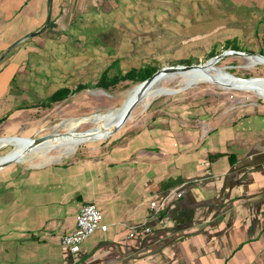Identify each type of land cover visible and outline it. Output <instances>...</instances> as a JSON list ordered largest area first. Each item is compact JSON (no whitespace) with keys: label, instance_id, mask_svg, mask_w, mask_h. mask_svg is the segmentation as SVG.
Here are the masks:
<instances>
[{"label":"crops","instance_id":"1","mask_svg":"<svg viewBox=\"0 0 264 264\" xmlns=\"http://www.w3.org/2000/svg\"><path fill=\"white\" fill-rule=\"evenodd\" d=\"M76 2L0 0V57L49 15L46 33L69 21ZM41 35L0 64V137L25 130L32 109L12 85ZM166 105L74 162L1 169L0 264H264V103L219 125ZM88 204L109 230L72 254L61 240ZM138 225L151 231L130 237Z\"/></svg>","mask_w":264,"mask_h":264},{"label":"rangeland","instance_id":"2","mask_svg":"<svg viewBox=\"0 0 264 264\" xmlns=\"http://www.w3.org/2000/svg\"><path fill=\"white\" fill-rule=\"evenodd\" d=\"M85 2H76L79 7L69 21L65 17L60 20L59 28L52 30L51 26L50 32L39 36L43 39L39 51L30 54L25 74L12 85L21 95L26 93L24 105L28 111L32 109L27 112L30 117L24 131L0 137L3 138L0 145L69 133L74 123L84 118L122 108L136 87L134 83L140 79L116 82L114 87L105 91L97 87L105 72L112 81L131 70L138 73V70L149 69L153 72L179 65L206 64L212 59L210 53L219 56L235 49L264 56V0ZM246 58L230 55L213 66L224 70L231 79L264 78V64L251 67ZM135 76L138 78L137 74ZM178 82L168 81L163 86L180 89ZM80 86L85 88L74 92L65 101L52 107L43 106L56 91L63 88L75 91ZM164 101L176 108L199 109L203 124L212 121L217 125L229 121L233 112L238 114L242 108L264 103V99L253 92L224 90L215 84L199 83L183 92L158 97L147 109L141 102L126 125L107 140L85 142L72 155L62 158H58V153L48 151L51 152L49 157L53 158L48 161L39 158L42 154L34 158L27 155L26 161L4 169L74 162L119 137L130 127L145 122L152 106L161 109L160 106L164 105L166 108ZM93 128L91 122L80 123L74 132H88ZM13 151L11 146L0 149V158Z\"/></svg>","mask_w":264,"mask_h":264},{"label":"bare ground","instance_id":"3","mask_svg":"<svg viewBox=\"0 0 264 264\" xmlns=\"http://www.w3.org/2000/svg\"><path fill=\"white\" fill-rule=\"evenodd\" d=\"M250 62V66H256L259 64H264V59L260 57H247L246 58ZM159 80L155 82L146 92L145 97L142 101L144 104L145 109H147L152 101L158 97L163 95L171 96L180 92H183L199 83H208V84H215L219 88L224 90H234V89H241V91L245 92H253L257 94L259 97L264 99V81H249V82H242L241 80L231 79L227 77L224 70L216 69L215 65L213 64H202V68H197L195 70L187 71V72H178V73H168L163 74L158 78ZM168 81H179L178 83L181 84L180 89H169L163 86V83ZM134 91H132L126 102H129L133 97ZM127 95V94H126ZM125 98V97H124ZM124 106L120 109L109 111L107 113L101 114L96 117L91 118H84L80 122L74 123L73 130L69 133H75V128L78 127L80 123L91 122L94 124V128L92 129V133H101L104 130L112 128L116 125L119 120L121 119L122 112ZM65 133V132H64ZM83 138L77 136H68V137H56L52 140L46 141L35 148H33L29 153L25 154V150L28 148V142L25 141L24 143H20L18 141H12L10 143H2L0 145V149L11 146L14 148L13 152H10L5 157L0 158V164L11 160L13 158L20 159V162H24L27 160V155L31 157H37L39 154V158H43L45 161L51 160L53 158L49 157L51 152H56L60 156L58 158H62L64 156L72 155L77 148L84 144ZM51 151V152H48ZM50 158V159H49ZM35 163V162H34ZM36 166V165H34ZM39 166V165H38ZM1 170V169H0Z\"/></svg>","mask_w":264,"mask_h":264},{"label":"water","instance_id":"4","mask_svg":"<svg viewBox=\"0 0 264 264\" xmlns=\"http://www.w3.org/2000/svg\"><path fill=\"white\" fill-rule=\"evenodd\" d=\"M48 5L51 6V0H48ZM51 22V16L49 15L48 17V21L46 23V25L39 31L36 33H32L30 35H27L23 38H21L20 40H18L16 43H14L6 53H4L1 57H0V64L4 61V59L11 54L21 43H23L24 41L33 38L37 35L43 34L49 27ZM230 55H238V56H245V57H260L262 59H264L263 55L260 54H251V53H243L240 51H227L219 56H216L212 59H210L206 64H215L218 63L219 61L223 60L225 57L230 56ZM197 68H202V65H190V66H184V65H179V66H175V67H170V68H164L162 70L157 71L154 75H152L150 78H148L147 80H145L144 82H142L141 84L137 85L133 91V97L132 99L127 102L124 103V109L122 112V116L121 119L119 120V122L114 125L112 128H109L107 130L102 131L101 133H92L90 131L88 132H83V133H64V134H51V135H47L44 137H40L38 139H33V138H29L26 139V141L28 142V148L25 150V154L29 153V151H31L33 148H35L36 146L52 140L56 137H68V136H77V137H81L84 139V141L87 142H96V141H104L109 139L111 136H113L115 133H117L118 131H120L125 125L126 123L129 121V119L132 117L133 112L136 110V108L138 107V105L143 101L146 92L148 91V89L155 83L157 82L160 76H162L163 74H168V73H180V72H187V71H191V70H195ZM235 79L241 80L242 82H249L252 80H264V78H248V79H241L238 77H235ZM122 106V107H123ZM12 138H18L20 140H25L23 138L20 137H12ZM3 138H0V141ZM20 159H16L13 158L11 160H7L3 163L0 164V169H4L6 167H9L13 164L19 163Z\"/></svg>","mask_w":264,"mask_h":264},{"label":"built area","instance_id":"5","mask_svg":"<svg viewBox=\"0 0 264 264\" xmlns=\"http://www.w3.org/2000/svg\"><path fill=\"white\" fill-rule=\"evenodd\" d=\"M183 193H178L182 197ZM159 205V204H158ZM157 202L151 203V208L157 210ZM163 209V207L161 208ZM159 211V210H157ZM149 233L150 228H144L143 225L134 226L130 237H134L138 230ZM109 226L105 223L103 212L93 204L83 206L76 217V228L65 235L61 240L62 247L68 249L72 254H78L82 250L84 242L97 231L108 232Z\"/></svg>","mask_w":264,"mask_h":264},{"label":"trees","instance_id":"6","mask_svg":"<svg viewBox=\"0 0 264 264\" xmlns=\"http://www.w3.org/2000/svg\"><path fill=\"white\" fill-rule=\"evenodd\" d=\"M235 51H238V49H235ZM241 51V50H239ZM211 54V58L215 57L216 54L215 53H210ZM157 70L155 69L153 72H151L149 69L143 71L142 70H138V73L134 70H131L130 72H128L126 75L122 76V78L119 77H115L112 81L109 80L110 77L107 76V72H105L100 80V82L97 84V87L100 89H103L105 91H109L111 87H114V84L116 82L119 81H128L131 79H140L138 82L134 83V86H137L139 84H141L142 82H144L145 80H147L148 78H150ZM137 74L138 78L135 76ZM85 87L84 86H80L78 87L75 91L69 89V88H63L60 89L58 91H56L55 93H53L52 97H50L47 100V104L44 103L43 106L46 107H52L53 105H57L63 101H65L66 99L69 98V96L71 94H73L74 92L83 90ZM219 156V155H217ZM216 158V155L213 157H210V159H214Z\"/></svg>","mask_w":264,"mask_h":264}]
</instances>
